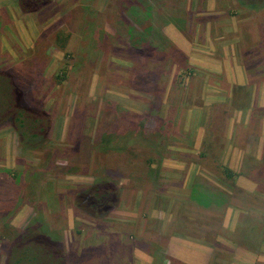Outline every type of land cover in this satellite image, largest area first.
Returning <instances> with one entry per match:
<instances>
[{
  "label": "rangeland",
  "instance_id": "rangeland-1",
  "mask_svg": "<svg viewBox=\"0 0 264 264\" xmlns=\"http://www.w3.org/2000/svg\"><path fill=\"white\" fill-rule=\"evenodd\" d=\"M188 2L56 0L27 16L1 11L0 62L7 64L0 63V70L12 71L24 87L27 105L45 110L51 122L42 151L24 144L22 132L11 122L0 125V136L8 130L15 134L17 152H13L12 168L0 162V264H12L17 254L26 256V251L37 247L36 237L60 245L64 253L59 264H126L130 249L161 253L159 243L152 240L159 220L149 222L152 213L141 206L143 195L137 185L148 189V201H162V209L171 200V212L183 223L185 218L192 219L193 225L198 221L201 230L194 233L212 246L219 234L230 240L239 236V232L232 236L220 229L222 215L200 214L188 203L177 201L175 193L186 196L184 190L173 188L170 197L160 198L170 191L168 186H180L184 179L159 177L158 161L171 146L170 154L179 149L189 153L192 147L197 155L208 152L217 157L214 163L187 160L211 172L207 185L235 186L232 201L243 208L247 205L252 212L246 215L258 216L264 236V200L244 193L248 192L244 183L254 181L264 190V165L240 161L238 170L252 174L240 172L228 179L220 169L227 166L218 164L228 149L239 153L238 147L246 148L248 156L264 159L259 141L264 138V108L259 107L261 97L255 90L258 80L246 89L218 84L211 89L209 83L214 79L206 75L209 71L191 66L188 55L176 44L175 26L187 21ZM30 24L31 47H20L23 31ZM2 42L9 49H2ZM247 49L261 51L258 45ZM258 70L264 75V67ZM162 83L168 84L166 94ZM206 108L208 113L202 111ZM233 119L243 128L236 130V125L234 129ZM237 131L240 136L236 138L233 132ZM250 131L256 137L242 143ZM149 158L155 159L152 167L147 165ZM14 177L15 186L10 188L14 197L7 200V183ZM97 189L102 195L112 191L107 204L99 205L93 198ZM198 194L195 191L193 197ZM40 227L42 235L37 230ZM246 228L255 239L257 228L253 224ZM123 234L129 235L128 241ZM26 239L33 243L31 247L26 246ZM232 242L245 246V234ZM221 249L213 264H231L229 248Z\"/></svg>",
  "mask_w": 264,
  "mask_h": 264
},
{
  "label": "crops",
  "instance_id": "crops-1",
  "mask_svg": "<svg viewBox=\"0 0 264 264\" xmlns=\"http://www.w3.org/2000/svg\"><path fill=\"white\" fill-rule=\"evenodd\" d=\"M188 1L187 7L184 10L186 11L184 13L188 16V19L181 27L180 25L175 26V40L177 46L188 55L191 66L205 68L209 71L206 75L214 79V81L210 79L212 81L209 83L212 87L211 89H213V87L217 88V84L223 88L231 87L234 89L236 86L240 89H246V86H249L251 81L258 80L255 82V90L257 95L261 97L259 107L264 108V75L261 73V70L257 71L259 67H264V8L260 10H251L239 4L237 0ZM1 11L9 15H13L19 11L21 15L27 16V14L21 11L17 0H0V13ZM193 12L195 13L194 16ZM15 22L16 21H14L13 24H15ZM30 27L31 24L26 28V31H23L20 47H31ZM188 35H190V39L187 37ZM249 45H258L261 51L252 53L247 49ZM8 47V43L2 42V49H9ZM0 63L7 64L4 62ZM204 110L208 113L207 108L202 109V111ZM232 123L234 129L237 125L238 128H236V130L244 126L239 125V120L233 119ZM211 126L213 127V125ZM202 128H206L203 122ZM244 128H246L247 131L249 130V127ZM233 133L236 138L240 136L239 131ZM13 134L12 131L10 132L8 130L0 136V158H2L0 162H5L6 165L4 166L6 168H12V162L16 161L14 159L16 158L15 155L17 152L16 148L13 146L15 138V134ZM231 137L233 136L231 135ZM252 137L256 136H253L251 131L245 133L242 143L248 144V141ZM259 141L261 142V152H263L264 138H260ZM237 149L239 153L231 152L228 149L227 154H225L226 157H224V154V158L220 156L222 162L220 161L219 163L218 158V164L227 166L236 174L244 171L238 170L242 168L240 161L248 163L249 165L255 161H259L260 163H254V165H264L263 156L253 158V156L244 154L246 148L241 149L238 147ZM216 158L217 157L213 158V156H211L209 162L213 160L214 163V159ZM193 159H197V153H194V156L189 160ZM182 160V156L180 155L176 158H168V156H165L163 159H159L158 168L160 170V178L164 177V179L167 178V180H174L177 179V177H184V179H180V181L183 180L180 186L178 185L176 187L173 184V186H168L170 191L161 193L159 195L160 198L170 197L173 193L171 190L173 188L176 190L179 189V191L184 190V194L185 192L188 193L186 196H179L175 193L174 198H176L177 201L180 200L188 203L193 208V211L200 214L205 215L207 213V215L213 216L216 214L222 215L220 229L224 228V230H228L232 233V236L234 233L239 232V236L232 237V240H242V236L244 237L245 234L247 243L245 246L243 244L239 245L233 243L229 238L217 233V228H214L212 229L214 233L219 234L216 236L215 242L213 243L214 246L217 244L219 249H215L211 243L205 240V237H201L194 233V230H197V227H199L198 221L193 225L192 219L185 218V223H183L182 219L180 221L178 217L171 212L172 207L168 205L171 200L168 201L165 209H162V201H159V203L153 199L152 201H148V196H151V194L148 193V189L142 187V185H137V189H140L143 195V197L141 196V198H143V205L141 204V206L144 208L146 207V210L152 213L151 216L148 217L149 222L155 223L156 218L159 220V229L152 240L159 243V247L162 249L161 253L156 249L152 252L147 250L146 253L141 250L130 249V262L126 264H213L216 251L220 250V248H222L221 250H226L223 249V246L224 248H229L228 251L231 253L230 256L232 257L231 264H264L263 229L258 227L260 225V219L258 216L252 217L246 215L248 212H252L247 210V205L243 208L240 204H235L232 201L231 189H234L235 186L232 185L231 189L227 186L221 189L216 186L213 187L214 185H207L210 179L207 177V173L211 172L206 173L207 169L205 165L195 161V164H190L188 160L186 161L187 163L182 162ZM244 168L249 169L251 167ZM244 173L252 174V171L247 173L244 171ZM238 179L236 181V187H239L241 184ZM244 184L248 191H245V194L256 195L258 198L264 200V194L259 195L260 193L256 188V183ZM187 186L188 192L186 190ZM195 191L199 194L193 197ZM256 203L258 202H255V204ZM255 204L254 208L257 209L258 207H256ZM258 211L259 210L256 212ZM256 214L260 216V214ZM141 217L143 219L146 218L145 214ZM250 220L252 221L249 222ZM186 223H189V226H187ZM248 224H253L254 227L257 228L255 239L253 238V236H255L253 235V231H247L246 227ZM127 226L130 227V225ZM198 230H201V227ZM123 235H127L125 239L128 241L129 235Z\"/></svg>",
  "mask_w": 264,
  "mask_h": 264
},
{
  "label": "trees",
  "instance_id": "trees-1",
  "mask_svg": "<svg viewBox=\"0 0 264 264\" xmlns=\"http://www.w3.org/2000/svg\"><path fill=\"white\" fill-rule=\"evenodd\" d=\"M19 3V7L24 14H34L39 10L44 9L49 6L51 3L56 0H17ZM239 4L242 6L249 8L251 10H260L264 8V0H237ZM31 53V52H30ZM175 59V56H174ZM32 70V69H31ZM165 87V94L168 88V84L162 83ZM23 86H19L17 80L15 79V75L7 69L0 70V125L5 124L6 122H11L12 126L16 131L22 132V142L26 144L29 148L35 149L38 151H42L46 146L45 138L46 131L50 127L51 119L43 109H36V107H31L27 105L25 102L26 92L23 90ZM172 89H170L171 92ZM170 94L168 95V98ZM167 98V99H168ZM181 106V105H180ZM186 112V109H185ZM44 138V141H43ZM173 146L166 152L168 158H176L179 155L182 156L183 160H187L188 158H192L191 154H194V149L192 147H188L189 153L187 151H179L176 154H170L169 151L172 150ZM194 156V155H193ZM210 155L208 152L201 153L197 155V158L203 160H209ZM155 159L149 158L147 161V165L152 167ZM213 162V160H211ZM223 170L224 177L228 179H234L239 176V174L234 173L228 167H220ZM244 173V171H243ZM15 176V174H13ZM16 178L8 181V189L5 191V196L7 200H12L14 195L10 192V188L15 186L14 182ZM251 179V177H249ZM253 180V179H251ZM256 183V181H254ZM257 184V183H256ZM258 192L264 194V190H260V185L257 184ZM99 189H97V193L93 196L96 199L97 203L100 205L107 204L108 201L112 198V191H108L107 193H99ZM15 194V198H16ZM255 199L257 201V196L255 195ZM245 201V200H244ZM255 202V201H254ZM248 202H242V204H246ZM38 232L42 231V228L37 229ZM37 241V247L33 250L29 249L26 251V256H19L17 254V259L14 260L12 264H59L63 260V250H60V245L56 241L49 240V243H44V241H40L38 237L35 238ZM32 246L33 243L29 242L26 239V246ZM62 246V245H61ZM59 247V248H58ZM28 248V247H26Z\"/></svg>",
  "mask_w": 264,
  "mask_h": 264
}]
</instances>
